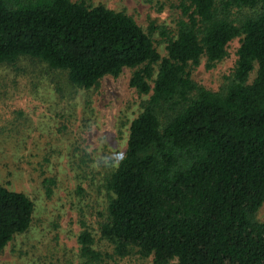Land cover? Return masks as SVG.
<instances>
[{
    "label": "trees",
    "instance_id": "1",
    "mask_svg": "<svg viewBox=\"0 0 264 264\" xmlns=\"http://www.w3.org/2000/svg\"><path fill=\"white\" fill-rule=\"evenodd\" d=\"M177 9L174 32H161L160 57L123 11L0 0V63L36 59L84 90L132 70L129 87L146 99L104 179L108 201L98 224L113 256L135 250L151 264H264V222L254 220L264 201V0H179ZM242 9L252 15L236 23L233 11ZM237 37L223 90L194 83L189 68L202 57L208 66L222 60ZM33 210L23 193L0 186V250L28 230ZM77 242L84 264L104 263L108 255L86 228Z\"/></svg>",
    "mask_w": 264,
    "mask_h": 264
},
{
    "label": "rangeland",
    "instance_id": "2",
    "mask_svg": "<svg viewBox=\"0 0 264 264\" xmlns=\"http://www.w3.org/2000/svg\"><path fill=\"white\" fill-rule=\"evenodd\" d=\"M71 1L125 12L160 57L166 55L161 32L173 33L180 17L179 0ZM251 12L234 10L232 19L239 23ZM240 40H231L225 57L211 66L200 58L189 68L192 81L222 91L231 81ZM256 68L254 64L247 84ZM131 72L124 69L84 90L71 85L65 72L36 59L0 63V186L23 193L34 206L28 230L0 250V264H84L77 242L84 228L92 234L94 248L108 255L103 264H151V257L135 250L113 256L98 233L108 201L104 179L122 158L129 124L146 99L129 87ZM45 180L51 183L45 185ZM254 220L264 222V201Z\"/></svg>",
    "mask_w": 264,
    "mask_h": 264
}]
</instances>
